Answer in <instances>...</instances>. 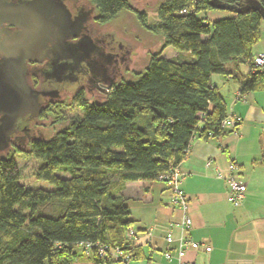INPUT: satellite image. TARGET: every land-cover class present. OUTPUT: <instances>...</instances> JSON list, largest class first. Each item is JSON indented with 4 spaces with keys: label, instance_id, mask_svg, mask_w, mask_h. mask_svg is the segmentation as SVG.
<instances>
[{
    "label": "trees",
    "instance_id": "1",
    "mask_svg": "<svg viewBox=\"0 0 264 264\" xmlns=\"http://www.w3.org/2000/svg\"><path fill=\"white\" fill-rule=\"evenodd\" d=\"M92 1L102 22L134 14L162 47L150 53L142 72L114 83L102 100L86 103L81 121L32 141L27 152L43 162L35 174L22 176L13 153L0 157V264H75L84 252L94 264L142 259V248L127 233L133 222L126 184L158 180L179 166L196 136L234 133L223 126L228 104L214 75L233 79L242 96L264 88V70L252 62L262 38L259 12L208 22L200 13L215 10L209 0H165L150 20L128 0ZM167 47L179 54L162 57ZM242 64L249 66L248 74L241 72ZM51 109L46 106L43 114ZM40 180L55 188H34ZM88 243L94 244L91 250L83 246ZM99 247L120 248L130 257L115 260L108 253L106 259Z\"/></svg>",
    "mask_w": 264,
    "mask_h": 264
},
{
    "label": "crops",
    "instance_id": "2",
    "mask_svg": "<svg viewBox=\"0 0 264 264\" xmlns=\"http://www.w3.org/2000/svg\"><path fill=\"white\" fill-rule=\"evenodd\" d=\"M232 15L216 9L200 13L208 22ZM168 48L163 50L162 57ZM253 51L256 55L264 54V22L262 38ZM172 53L175 54L166 58L179 54ZM228 69H233V63L228 64ZM226 79L234 87H228L226 98L221 93L228 108L230 103L228 113L239 120L238 132L208 140L196 136L186 159L179 165L186 173L181 186L189 198L193 221L188 233L193 240L211 246V250H189L179 260L177 239L182 233L180 222L184 212L172 205L170 185L160 180L134 181L126 184L125 194L135 230L133 244L142 248L143 258L127 264H264V176L260 168L264 166V129L251 138L253 134L247 132L238 115L244 111L242 104L235 102L239 87L230 77ZM248 138L252 140L249 149L241 152L240 146L246 145ZM261 154L263 159L259 161ZM256 160L261 165H254ZM231 161L241 166L240 178L247 184L245 199L239 206L232 204L229 184L219 176ZM169 231L175 239L173 244L165 241ZM168 252L171 257L166 255Z\"/></svg>",
    "mask_w": 264,
    "mask_h": 264
},
{
    "label": "water",
    "instance_id": "3",
    "mask_svg": "<svg viewBox=\"0 0 264 264\" xmlns=\"http://www.w3.org/2000/svg\"><path fill=\"white\" fill-rule=\"evenodd\" d=\"M209 5L216 10L237 14L259 12L264 20L261 0H241L235 4L226 0H209ZM75 25L63 2L0 0V153L11 148L12 137L20 128H27L29 121L39 118L47 106L46 97L59 96L57 89L51 91L50 88L60 83L70 86L76 81L73 66H81L86 59L74 56L76 46L64 42L74 35L73 29L79 26ZM56 38H59L60 45H64L67 55H60L56 47L52 48L56 45ZM45 60L48 64L43 69H36L30 64ZM104 60L100 56L89 58V62L85 63L96 74L102 69ZM112 63V56L106 55V87L103 89L106 94L122 76V73L115 75ZM33 76L41 79L43 85L36 87ZM27 140L26 137L23 142ZM24 146V151H28L26 144Z\"/></svg>",
    "mask_w": 264,
    "mask_h": 264
},
{
    "label": "rangeland",
    "instance_id": "4",
    "mask_svg": "<svg viewBox=\"0 0 264 264\" xmlns=\"http://www.w3.org/2000/svg\"><path fill=\"white\" fill-rule=\"evenodd\" d=\"M153 1H155L153 2L155 5L152 7H146L145 9L135 6L134 3L132 6L136 11H146L150 17V20H154L156 18L157 7L165 0ZM225 12L228 14H233V12ZM112 30L117 34L113 33ZM106 31H110L115 37V41H112L111 43L112 46H118L120 42L126 46L125 48L130 49V54L127 56L129 59L128 61H130L131 69L126 73L124 66L122 68V76H120L117 81L120 79H131L133 77V73L142 72L149 63L150 53L158 52L162 47L161 39L142 28L135 16L130 12L124 13L114 22L107 24ZM109 40L111 41V38H109ZM172 52H177V50L174 47H169L166 51H164V56L171 57V55L175 54ZM241 72L243 74H248L249 66L242 64ZM226 78H228V76L221 74H216L213 76V79L219 84L221 92L225 98L228 94V87H234L232 83L225 81ZM110 89L111 88H109L108 91H110ZM105 96L106 95L97 93V91H95L93 94L85 91V93L77 99L72 100L68 97L62 103L52 106V109L49 110L47 114H44V119L40 123L42 135L37 133L38 139L50 138L65 127H68L71 123L81 121L85 115V104L102 100ZM238 103L242 104L241 106L244 110L243 113L238 115H241L243 123L246 125L247 132H251V135L253 134L251 138H253L254 133L258 131L257 134H259L262 132V129H264V88L249 92L240 100H238L237 104ZM230 110L229 103L228 112H230ZM251 138H248L246 145L240 146L241 152H246L249 149V144L252 142ZM30 143L31 142L29 141V143L26 145L27 148H29ZM21 148L22 149L10 148L9 150L2 151L0 153V157L13 153L21 175L32 176L38 171L43 162L35 155L28 153L26 150L24 151V145H22ZM259 159V161L263 159L262 154L260 155ZM259 161H257L258 163L254 161L253 164L261 165ZM246 166L248 168L250 165L247 164ZM260 168H262L261 170H263L262 172L264 176V166ZM59 175L62 177H68V175L64 173H59ZM33 187L49 190L55 188L45 180L35 181ZM49 211L50 207L46 206L44 212L48 213ZM76 251L78 254L83 252V250L79 247L76 248ZM87 254H89L91 257V253L84 252V256L78 264H93V262L87 258Z\"/></svg>",
    "mask_w": 264,
    "mask_h": 264
},
{
    "label": "flooded vegetation",
    "instance_id": "5",
    "mask_svg": "<svg viewBox=\"0 0 264 264\" xmlns=\"http://www.w3.org/2000/svg\"><path fill=\"white\" fill-rule=\"evenodd\" d=\"M20 1V0H7ZM57 2H63L67 9L71 13L72 20L76 24L72 33L74 34L70 38H65L64 42L71 44L75 47L74 56L82 59H86L85 62H89V58L94 59L100 56L105 58V62L102 64V69L95 74V71L91 66H88L87 63L82 62L81 66L75 64L73 66V74L75 75L76 81L70 86L67 84H57L49 90H58L59 96L57 98L46 97L44 100L48 106H55L62 103L66 98L77 99L85 91L93 94L95 91L97 93L106 95V92L103 91L106 87V55L112 56V66L114 69L115 75L122 73V68L125 66V72H129L131 69L130 61H128V56L130 54V49L125 48L122 43L119 42L118 46H112V41H115L114 35L110 31H106V25L114 22H102L99 17V8L92 0H55ZM130 5L133 3L135 6L145 9L146 7H152L153 0H128ZM162 4V3H161ZM159 7V6H158ZM157 7V8H158ZM133 8V6H132ZM123 15V14H122ZM121 15V16H122ZM134 15V14H133ZM135 16V15H134ZM136 18V17H135ZM137 20V18H136ZM138 21V20H137ZM113 31V30H112ZM111 33V34H110ZM113 33L117 34L115 31ZM111 38V41L109 40ZM56 45L52 48L57 49V53L60 55H67V51L64 49V45H60L59 38L55 39ZM54 50V49H53ZM49 53H52L51 51ZM2 56L0 55V59ZM32 67L43 69L47 67L48 60H45L42 63H30ZM76 71V72H75ZM124 71V70H123ZM79 73V74H77ZM81 74V75H80ZM33 83L36 87L42 86V81L37 76H33ZM44 114L39 116V118L32 122L29 121V126L25 129L20 128L18 133L12 137L10 147L11 148H20L24 144H28L29 141L32 142L38 139L37 133L42 135L40 123L44 119ZM27 137V141L25 140Z\"/></svg>",
    "mask_w": 264,
    "mask_h": 264
},
{
    "label": "built area",
    "instance_id": "6",
    "mask_svg": "<svg viewBox=\"0 0 264 264\" xmlns=\"http://www.w3.org/2000/svg\"><path fill=\"white\" fill-rule=\"evenodd\" d=\"M241 1V0H238ZM194 11V7L191 9H184L180 14H188ZM253 65L258 70H264V54H257L254 56ZM243 96L240 93V89L235 97V102L240 100ZM239 120L235 118L232 114H228L227 118L223 122L225 128L234 129V133L238 132L237 125ZM241 166L234 161H231L226 169V171L220 173V177L226 180L230 187L229 199L234 206H239L245 199L247 184L240 178L241 177ZM186 176V173L182 172L179 166L174 167L170 172L162 174L159 176L158 180L167 182L170 185L171 195H172V205L180 208L184 214L180 222L181 235L177 239V257L179 260L186 255L189 250H201L210 251L211 246L206 243L198 242L192 239L189 235V230L193 226L192 217L189 214V198L182 189V180ZM128 236L130 239H134L135 230L131 227L128 230ZM165 241L168 244H173L175 242L172 231H169L165 235ZM98 245V244H97ZM87 250H91L94 244L88 243L83 245ZM108 253L115 260L128 259L130 257H125L123 251L120 248H116L111 252H108L107 247H99V255L104 258H108ZM168 257L171 254L166 253Z\"/></svg>",
    "mask_w": 264,
    "mask_h": 264
}]
</instances>
